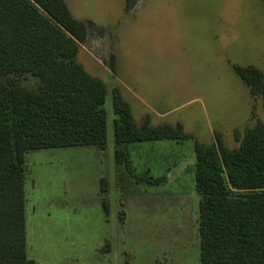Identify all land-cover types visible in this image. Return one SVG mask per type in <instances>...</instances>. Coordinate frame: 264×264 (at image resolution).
<instances>
[{"label": "rangeland", "instance_id": "374dc122", "mask_svg": "<svg viewBox=\"0 0 264 264\" xmlns=\"http://www.w3.org/2000/svg\"><path fill=\"white\" fill-rule=\"evenodd\" d=\"M66 2L76 19L104 28L103 33L89 29L77 61L105 82L110 112L119 88L138 125L146 117L152 126L181 123L199 143L214 144L218 133L230 149L239 147L246 129L264 123V95L252 97L234 70L254 66L264 73V0H138L129 12L126 0ZM18 81L26 88L39 83L32 76ZM140 145L151 150L136 161L137 176L146 161L162 168L155 177L175 164L167 184L137 183L116 163L112 116L104 150L78 146L27 154L30 259L201 264L194 141ZM103 178L109 183L105 195Z\"/></svg>", "mask_w": 264, "mask_h": 264}, {"label": "trees", "instance_id": "16d2710c", "mask_svg": "<svg viewBox=\"0 0 264 264\" xmlns=\"http://www.w3.org/2000/svg\"><path fill=\"white\" fill-rule=\"evenodd\" d=\"M137 2L126 0L127 11ZM90 28L104 31L76 19L66 0H0V264H36L27 254V154L78 146L104 150L110 116L116 163L137 183L165 185L171 170L137 176V145L194 141L201 264H264V123L246 129L239 147L230 149L218 133L214 144L199 143L181 123L152 126L146 117L138 125L119 88L110 112L105 82L77 61ZM111 68L115 71V58ZM234 70L252 97L264 95L260 69L236 65ZM27 76L39 81L36 88L18 81ZM108 186L103 178V195ZM103 206L108 215L106 197ZM125 215L122 210V221Z\"/></svg>", "mask_w": 264, "mask_h": 264}, {"label": "crops", "instance_id": "0c3cea01", "mask_svg": "<svg viewBox=\"0 0 264 264\" xmlns=\"http://www.w3.org/2000/svg\"><path fill=\"white\" fill-rule=\"evenodd\" d=\"M135 151H134V155H135V161H137V160H139V157L141 156H144V155H146V153H147V151H150L151 149L150 148H148V147H144V146H141V145H139V146H136L135 148ZM143 166L145 167V170H149L150 171V173H151V175H153L154 176V174H158V172H162V168L161 167H159V165H158V163H156V165H150V166H148V163H147V161L143 164ZM173 167V168H172ZM174 167H176V165L174 164L173 166H171V167H168L167 169H166V172L169 170V169H171L170 170V173L169 174H171L172 173V171H173V169H174ZM155 172V173H154ZM158 177V176H157Z\"/></svg>", "mask_w": 264, "mask_h": 264}]
</instances>
